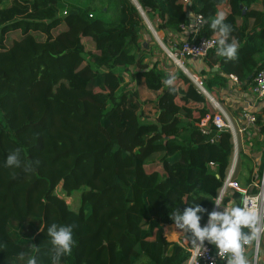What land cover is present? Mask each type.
I'll return each instance as SVG.
<instances>
[{"label":"trees","instance_id":"1","mask_svg":"<svg viewBox=\"0 0 264 264\" xmlns=\"http://www.w3.org/2000/svg\"><path fill=\"white\" fill-rule=\"evenodd\" d=\"M187 1L136 0L160 35H177L188 15L210 22L223 11L237 56L225 60L214 49L194 71L208 94H222L229 76L246 88L264 67V0ZM143 29L128 0H0V242L6 244L0 264H14L23 246L40 248V264H49L50 244L40 230L47 223L75 225L73 252L61 264H100L86 253L97 242L106 264L187 259L164 236L165 227H174L170 212L198 203L205 224L232 145L228 133L210 144L214 131H198L195 124L213 114L211 106L180 70L173 85L164 86L169 75L151 58ZM200 35L215 40L208 23ZM131 69L133 83L155 99L140 102L127 90L122 75ZM252 144L258 161L242 157L241 187L262 169L263 145ZM17 149L22 167H5V156ZM75 194L77 211L65 201ZM240 202L235 193L232 205ZM175 232L191 247L190 233Z\"/></svg>","mask_w":264,"mask_h":264},{"label":"built area","instance_id":"2","mask_svg":"<svg viewBox=\"0 0 264 264\" xmlns=\"http://www.w3.org/2000/svg\"><path fill=\"white\" fill-rule=\"evenodd\" d=\"M181 2L184 5L189 4L187 0H181ZM62 15H65V11ZM200 17L201 15H188V21L179 26L178 34L183 35L187 30L184 39L179 44L174 43L171 45L172 50H167V57L175 67H178L192 81L196 90L207 98L213 110L212 115H205L195 124L198 131L204 136H208L214 131L209 141L210 144L216 143L221 133L225 132L230 135L232 152L216 196L223 193L224 203L229 206L232 205V197L235 193H240L241 199L247 198L249 200L250 206L257 216L256 227L260 229L258 239L253 241L248 248V251H252L253 253V261L256 262L261 247V237L264 234V155L261 172L258 175L253 174L254 178L247 187H241L236 179L243 156L252 160L254 164L256 163L253 161V158L259 155V153L253 147V139L258 142L261 140V143H259L264 145V133H262L257 120V116H261V123H264V115H262L261 111L264 106V67L256 71L247 84L244 83V87L246 88H243L242 84L234 76L228 77L230 81L229 86L231 85L233 90L240 91L244 89L248 93V101H245L243 106L240 107L238 116L234 119L233 117L230 118L223 106L224 103L219 104L213 98L214 96L212 97V95L208 94L202 86L201 79L198 76L189 74L185 67L187 59L200 61L215 49L214 39H208L200 35L204 25V23L200 22ZM153 34L155 35V32ZM224 93H222V96L227 95V97L224 96L222 99L227 103L230 102V93ZM209 167L213 168L214 165L210 163ZM216 177L218 178V176ZM212 211H222V208H217L213 204ZM206 223L207 221L204 225ZM179 240L181 243H176L188 253L187 259L183 264H189L191 247L188 246V242L183 238V235ZM198 264H225V260L218 256L215 250L205 242L202 255L198 257Z\"/></svg>","mask_w":264,"mask_h":264},{"label":"clouds","instance_id":"3","mask_svg":"<svg viewBox=\"0 0 264 264\" xmlns=\"http://www.w3.org/2000/svg\"><path fill=\"white\" fill-rule=\"evenodd\" d=\"M201 23H208L215 36L214 44L216 55L225 60H233L237 56L238 42L231 36L232 26L226 23L223 11L217 12L209 20L202 16ZM187 30L183 33L182 38ZM175 76L169 75L163 80L166 87H171ZM39 161L30 162L25 166V171H30ZM4 166L10 169L22 167L19 150L9 152L4 158ZM215 207L222 211H212L207 214V223L201 226V214L206 210L198 203L188 204L183 211L172 208L170 219L175 229L191 234L189 264H198V257L202 255L205 242L214 247L215 252L224 258L225 264H249L248 248L253 241L258 239L260 229L256 227L257 216L250 206L247 198H242L239 204L226 205L221 193L213 198ZM74 227L72 224L47 223L40 225V230L45 231L50 244L49 264H61L62 258L71 256L75 245ZM247 230V231H246ZM6 244L0 242V251ZM41 249L29 246L15 253L14 264H40L39 253ZM11 264V262H10Z\"/></svg>","mask_w":264,"mask_h":264},{"label":"rangeland","instance_id":"4","mask_svg":"<svg viewBox=\"0 0 264 264\" xmlns=\"http://www.w3.org/2000/svg\"><path fill=\"white\" fill-rule=\"evenodd\" d=\"M132 5H135L136 7H138V3L136 2V0H128ZM139 8V7H138ZM65 10H63L64 12ZM62 12V13H63ZM139 15L142 19V22L145 26V29H143L141 31L142 37H143V41L147 42V45L149 47V49L152 52V59H156L162 63L168 62L169 58L167 57V48L165 46V42H163V38H161V35L159 33H157L155 31V26L149 21L147 15L145 14L144 11H142L141 9H139ZM153 32H155V35L153 34ZM165 35V34H162ZM165 37V36H164ZM164 39L167 38L165 37ZM171 40V38H168ZM175 44H179V42L177 41ZM168 59V60H167ZM169 63V67L167 71L170 70H174V72L176 70H179L178 67H175L174 64H172L170 61ZM199 64V62H196ZM196 68V66L193 67H189L188 68V72L189 74L195 75L197 76V72L194 71ZM135 72V69H131L129 74L124 73L122 76L124 78V84H126L127 86V90L134 93L135 97L138 101L140 102H145V101H152L153 99H155L156 97V93H153L151 91H148L147 89H145V87H143L142 85H138L136 86L132 79H131V74ZM167 74V73H166ZM227 92L226 90H224L222 93ZM211 95H214V99L219 103H225L226 101L222 99V97H224L225 95L222 96V94H218L215 92L210 93ZM205 99L207 100V98L205 97ZM207 102H209L207 100ZM143 111L153 115L154 114V110L149 108L148 106H146L145 104L143 105ZM251 141V140H250ZM254 141V139H253ZM252 141V142H253ZM264 141V138H263ZM259 142L261 143V140H259ZM264 146V145H263ZM254 162L258 161V157L257 155L253 158ZM66 203L70 206V208L73 211H77L79 208V195L75 194L73 197L71 198H65ZM175 229H173L174 231ZM174 233H171L170 228H167V230L165 231L164 229V236L166 237V239L170 242H180L178 237H175L173 235ZM187 241V240H186ZM86 253L88 254L89 258L94 260L95 262H99L100 264H106L107 263V255H106V250L105 247L103 246L102 243L97 242L91 246H89L86 250ZM264 254V234L261 237V247H260V251H259V255H258V259L256 262L249 260V264H259L260 262V256Z\"/></svg>","mask_w":264,"mask_h":264},{"label":"crops","instance_id":"5","mask_svg":"<svg viewBox=\"0 0 264 264\" xmlns=\"http://www.w3.org/2000/svg\"><path fill=\"white\" fill-rule=\"evenodd\" d=\"M163 36H165L167 38V41L165 39V46L166 47H167V45H173L177 41L180 42L183 39L181 34H177L175 36H172L170 33H167L165 35H161V38H163ZM168 38H171V40L168 39ZM169 61L170 60H168V62ZM190 61L191 60H188V59L185 61V64L186 65H189L188 67L196 66V67L199 68V67H202L203 66V64L201 62H199V61H197V62H199V64L196 63V62H190ZM168 62L162 63V62L159 61V68L162 69V70H164L165 73H167L168 75H172L174 73V70H170L169 69V71H167L168 70L167 67H169L168 66L169 65ZM215 69L216 68H214L212 71H216ZM187 70H188V68H187ZM226 90H227V93H230L229 94V98L231 99V101L228 102V103L225 102L223 104V106H224L225 110L227 111L228 116L230 118L233 117V119H234V118H236L238 116L239 111H240V107L243 106V103H245V101H248V93H247V91L245 92L244 89H242L240 91L233 90V88L231 87V85L230 86L228 85V88ZM224 94H226V93H224ZM225 96L227 97V95H225ZM167 228H170L171 233H174L173 235L175 237H178V238H181L182 237L183 233H176L175 230L173 231L174 227H169V226L168 227H165L164 228L165 231L167 230ZM250 252H251V254L250 255L247 254V255L249 257V260L253 261V255H252L253 253H252V251H249V253ZM257 259H258V257H257ZM259 264H264V254H262L260 256V262H259Z\"/></svg>","mask_w":264,"mask_h":264},{"label":"water","instance_id":"6","mask_svg":"<svg viewBox=\"0 0 264 264\" xmlns=\"http://www.w3.org/2000/svg\"><path fill=\"white\" fill-rule=\"evenodd\" d=\"M137 5H138V4H137ZM134 7L136 8V10H137L138 12H139V9H141L139 5H138L139 8L136 7L135 5H134ZM215 70H216V69H215ZM250 254H251V252L249 253V255H250Z\"/></svg>","mask_w":264,"mask_h":264}]
</instances>
